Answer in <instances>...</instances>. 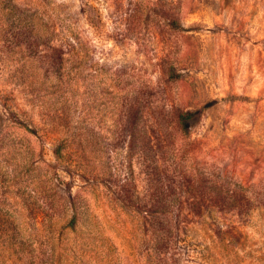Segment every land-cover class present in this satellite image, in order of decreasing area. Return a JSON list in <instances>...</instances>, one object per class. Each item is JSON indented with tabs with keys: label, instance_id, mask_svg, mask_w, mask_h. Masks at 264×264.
Instances as JSON below:
<instances>
[{
	"label": "rangeland",
	"instance_id": "1",
	"mask_svg": "<svg viewBox=\"0 0 264 264\" xmlns=\"http://www.w3.org/2000/svg\"><path fill=\"white\" fill-rule=\"evenodd\" d=\"M0 264H264V0H0Z\"/></svg>",
	"mask_w": 264,
	"mask_h": 264
},
{
	"label": "trees",
	"instance_id": "2",
	"mask_svg": "<svg viewBox=\"0 0 264 264\" xmlns=\"http://www.w3.org/2000/svg\"><path fill=\"white\" fill-rule=\"evenodd\" d=\"M191 115V112L189 113H186L184 115H182L183 119L187 116H190ZM69 226H71L72 228L74 227V222L71 220L69 223H68Z\"/></svg>",
	"mask_w": 264,
	"mask_h": 264
}]
</instances>
